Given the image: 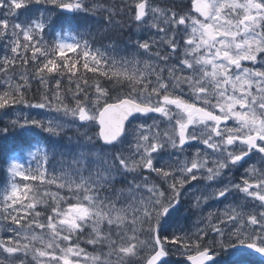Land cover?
Wrapping results in <instances>:
<instances>
[{"label":"snow or ice","instance_id":"obj_1","mask_svg":"<svg viewBox=\"0 0 264 264\" xmlns=\"http://www.w3.org/2000/svg\"><path fill=\"white\" fill-rule=\"evenodd\" d=\"M81 15L111 43L93 48L72 22ZM133 28L141 34L124 38ZM0 40V109L57 114L0 127L13 180L0 202V264H167L169 245L190 264H264V0H191L189 12L174 0H0ZM149 114L161 119L135 125L118 148ZM192 142L203 148L186 154ZM185 200L200 214L195 231L162 235Z\"/></svg>","mask_w":264,"mask_h":264},{"label":"rangeland","instance_id":"obj_2","mask_svg":"<svg viewBox=\"0 0 264 264\" xmlns=\"http://www.w3.org/2000/svg\"><path fill=\"white\" fill-rule=\"evenodd\" d=\"M176 1L181 3L180 7L183 9L184 12H189L191 10L190 7L188 8V7H185L183 5V4H185L184 2H189V1L191 2V0H176ZM68 15H71V14H68ZM79 18L80 19L89 20V18H83L81 16H77V17L73 18V20H72L73 24H75V21L78 20ZM21 19H23V16H21ZM60 31L61 30L56 31L54 29H49L45 33V39L50 44L54 43V39H53L54 35H55L56 32H60ZM132 32H133L132 39H136L137 35L141 34V33H137L134 28H133ZM4 43H5V41L0 40V57H3L6 54L5 48H4ZM109 43H111V42H109ZM109 43H107V44H109ZM122 46L123 45H121V47ZM99 47H101V46H99ZM129 51H131V50H129ZM30 66L31 65H29V67ZM246 66H250V65H246ZM17 71H19V69H17ZM29 71H30V69H29ZM52 84L53 85L55 84L54 80L52 81ZM39 89L41 90V92L43 91V89H41V88H39ZM38 102L39 101L32 102V103H38ZM56 115L57 114L55 113L54 110H51V109H48V108L40 109V108L33 107V108L29 109V108H26L23 105H18V106H14L13 108L0 109V127H3L4 124L8 120L15 119L17 116H27L29 118H34V119H50V118H55ZM153 120H159V118L158 117H152V118H139V119L133 120L132 123L130 125H128V127H129V136H128L127 141H125V143L123 145H119L117 147L118 148H127L128 147V142L132 140V134H131L132 133V128L135 125L140 124V123L151 124L153 122ZM165 127H166V125L162 124L161 125V131H163ZM69 134H71V133H69ZM194 143L195 142H192V144H194ZM196 149L197 148H194V147H191L190 150H186L185 149V153L186 154L194 153L196 151ZM106 150L107 151H115L117 149L109 148V149H106ZM161 159L164 160V161H167L168 160L167 153L163 154ZM145 174H147V173H145ZM242 174L243 173L238 174V175L240 176ZM152 175L154 176L155 174H152ZM239 176H238V178H239ZM129 179H131V177H129ZM12 182H13L12 177L10 175H7L3 171L2 165H0V202H2V198L6 194V191L10 188V185H11ZM15 182L18 183L21 186V189L23 191V183H24V181H22L20 178H17ZM120 186H121L120 184H117V187H120ZM196 187H202V185L195 184V188ZM56 191L57 190H56L55 187L47 188V189L41 187L39 189V195L40 196H44L45 192L55 193ZM29 195H31V193H29ZM45 198H47V197H45ZM231 199L232 198L230 197L228 200H223L222 199L220 201H209L208 205L204 208V213H207L208 211H216V210L223 211L225 206L230 202ZM183 208H189V205L185 204V201H184V205L181 208L178 216L174 220V222L172 224V227H170L166 231V234H168L169 236L173 232H175L176 234L182 235L183 232H181L180 229H183L184 231H195L196 224L194 226H187L186 227V226H182L181 223L179 222V215L181 214ZM38 210L43 211L42 208L38 209ZM7 235H9V233L6 232V230L4 229L3 225H0V238H5ZM169 249H170V252H169L170 253V257H169V259L167 261V264H190V262H188V260L186 258H187V255H189L191 253L186 252L182 248L173 247L172 245H169ZM106 250L107 249H105V251ZM85 251L91 254V252L87 251L86 249H85ZM143 254L146 255L147 252L145 251ZM81 264H84L83 260L81 261Z\"/></svg>","mask_w":264,"mask_h":264},{"label":"trees","instance_id":"obj_3","mask_svg":"<svg viewBox=\"0 0 264 264\" xmlns=\"http://www.w3.org/2000/svg\"><path fill=\"white\" fill-rule=\"evenodd\" d=\"M55 15L57 17H61V19H57L55 21V26L52 29L59 31V30H61L60 25H61L62 20H63V14H61L59 12V10H57ZM75 17H77V16H75ZM81 17L85 18L82 15H81ZM75 24L79 25V31L81 33L85 34L84 38L89 40V42H90V44H92L93 48H96V47H99L102 45H106L107 43L111 42V40L108 38L107 35L98 34V27H97V24H96V21L94 18L89 19V20L79 18L78 20L75 21ZM123 35H124V38H127L129 36H131V38H132L133 32H125ZM93 37H95L94 42H93ZM66 55L69 57V59L74 60L76 58L75 55L72 53H66ZM58 62H59V60H58ZM33 67H34L33 65H31L29 67L30 72L33 69ZM78 68H79L81 77H84L85 76V70L83 69L82 65H78ZM86 78L89 80V83H92L94 79H97V77H94L92 73H87ZM61 80H62V87H64V88L68 87L67 77H61ZM101 82L104 84L105 87H109V88L111 87V85L108 84L107 82H105L103 80ZM31 88H32V90L28 93V97L30 98V101L31 102L39 101V95L41 94V90L39 89L40 86L33 82L31 85ZM73 91H75L74 87H73ZM112 95L115 96L116 92H113ZM13 107L14 106H12L10 108H13ZM162 235H168V234H166V232H163ZM85 240H86V237L81 239V242H80L81 247H83L84 249H86L87 251H89L91 253H94V251H96V249H94L91 245H88L85 242Z\"/></svg>","mask_w":264,"mask_h":264},{"label":"flooded vegetation","instance_id":"obj_4","mask_svg":"<svg viewBox=\"0 0 264 264\" xmlns=\"http://www.w3.org/2000/svg\"><path fill=\"white\" fill-rule=\"evenodd\" d=\"M168 2H173V0H168ZM174 3L181 5L180 2L174 0ZM185 4H183L185 7H190L191 9V2H184ZM152 117H158L159 119H161L158 115L156 114H149V116L147 117H140V118H152ZM231 126V124L229 125ZM191 147L194 148H203L202 144H198L197 142H195L194 144H192ZM191 147H187L186 150H190ZM255 159V157H254ZM251 163V162H250ZM248 165H245V167H247ZM244 172V168H240L239 171L234 170L233 171V175L238 179V174H241ZM195 184L196 182H193L192 187L195 188ZM187 187V186H186ZM191 201L190 200H185V204H190ZM195 212V210L190 209V208H183L181 214L179 215V222L181 223L182 226H194L195 224H197V221L199 220L200 214L198 212H196L195 214H193ZM187 259V258H186ZM259 259V258H258Z\"/></svg>","mask_w":264,"mask_h":264},{"label":"water","instance_id":"obj_5","mask_svg":"<svg viewBox=\"0 0 264 264\" xmlns=\"http://www.w3.org/2000/svg\"><path fill=\"white\" fill-rule=\"evenodd\" d=\"M169 257V256H168ZM168 257H167V259H168Z\"/></svg>","mask_w":264,"mask_h":264}]
</instances>
